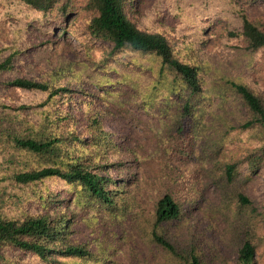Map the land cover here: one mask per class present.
I'll use <instances>...</instances> for the list:
<instances>
[{
	"label": "trees",
	"instance_id": "16d2710c",
	"mask_svg": "<svg viewBox=\"0 0 264 264\" xmlns=\"http://www.w3.org/2000/svg\"><path fill=\"white\" fill-rule=\"evenodd\" d=\"M254 1L190 0L191 12L181 0H0V264H121L120 253L128 264H255L258 243L264 256V205L236 175L264 159V86L234 72L264 53V15L244 10ZM210 2L225 18L213 48ZM72 14L110 48L95 57L87 45L88 60L52 52ZM108 84L132 89L117 104L156 119L141 120L147 143L117 119L104 130ZM208 184L233 211L223 246L189 217Z\"/></svg>",
	"mask_w": 264,
	"mask_h": 264
},
{
	"label": "rangeland",
	"instance_id": "374dc122",
	"mask_svg": "<svg viewBox=\"0 0 264 264\" xmlns=\"http://www.w3.org/2000/svg\"><path fill=\"white\" fill-rule=\"evenodd\" d=\"M173 0H169V2H172ZM190 0H181V3H179L180 10H185L187 8L188 11L193 12L191 9L193 8L194 4L193 2H189ZM206 6L214 7L211 9L210 14L207 15L205 21L208 22L207 29L205 30L208 33V38L206 39L205 45L213 48L217 47L219 45V34L222 33L223 28L225 26V18L223 16H215L214 12L215 6L211 2L208 3ZM245 12L250 16H258V15H264V0H256L254 2L245 3L244 6ZM196 11V10H195ZM199 12V11H198ZM208 11L206 12V14ZM195 15V14H192ZM74 15L72 14L69 18V22L67 25V30L62 34L61 31L56 30L57 38H56V47L52 52L59 51L61 48H64L65 50L69 51L72 55H75L80 60H88L87 58V50L86 46L89 45L90 49H94L93 53L95 54V57L99 55V53L107 51L110 46L105 42L101 40H95L91 39L86 35V32L84 31L83 24L80 20L74 19ZM174 20L177 22L180 20H183L179 16L177 18H174ZM211 20V21H210ZM186 29V28H185ZM184 29V30H185ZM0 37H4V30L0 26ZM231 60V58H230ZM51 61L54 62L55 59L51 57ZM245 61H242V64H244ZM126 68H135L134 65L127 61V63L124 65ZM138 69V68H135ZM235 70V71H234ZM234 72H241L244 76H250L255 81L260 83L262 86H264V53H261L260 55H255L253 57L252 61L246 65H243L242 69H236L234 67ZM146 73L147 71L144 70L143 73ZM103 73V71L101 72ZM106 74L110 76H115V71H109ZM92 86V85H91ZM108 89H111L112 91H115L117 96L111 97L110 104L112 112L115 114L111 116V119L105 120L103 122V128L105 131L110 132L112 135L115 134V130L117 128V125L114 124L112 119H117L116 122L121 123L122 125L127 128L131 134L136 136L138 140H140L143 143H147V134L149 133L145 128L141 125V120L145 119L147 117H151L152 121L155 123L156 119L152 116H150L146 111H143V109L138 108L133 103L126 100L122 102V106L117 104V101H120L122 99H126L129 94L132 92V89L125 85V84H119V85H111L108 84ZM78 130H80V126H78ZM239 143L235 142L229 147V151L231 153L230 156H237L239 160L241 159L240 155L242 154V148H239ZM237 150V152H234L233 150ZM154 162L147 161L144 165L147 167H153ZM236 175L238 180L242 183V186L244 187L245 193L249 195V197L257 203L258 206L264 205V159L262 162L259 163V166L256 169L249 168L245 162L240 161L239 164L236 167ZM202 193L205 196V200L203 204H200V208L193 209L190 212L189 217H192L190 221H193L195 219H199V223L197 226L196 231L201 232L202 229H206L209 227L212 234L215 232H219L221 234V238L219 239V243L222 244V246L225 244V240L228 238L227 235H222V231L224 228H229V223L232 222V218H230V214L233 211L224 209V208H218L217 206L220 205L219 198L220 194L215 188L213 184H208L207 186H204L202 189ZM210 203L214 208L220 209L223 211V214H219L217 212L214 213V215L208 216V213L212 210H209L206 208V204ZM201 206L204 207V211L201 209ZM193 216H192V215ZM225 214V216H224ZM226 218H228L226 220ZM189 219V218H188ZM187 219V221H188ZM256 232L259 234V236H262L264 239V222L259 221L255 227ZM81 232L78 236V241H87L90 239V235L87 231H85L84 227L80 228ZM227 234V233H226ZM207 244L210 243V240L206 242ZM218 243V241H217ZM218 243V244H219ZM93 247V246H91ZM232 247L234 245L231 243L228 247H226L227 252L231 253ZM260 249H261V243L257 244L255 257L257 258V261L255 264H264V256L260 257ZM116 259L120 261L121 264H128L125 257L123 255L117 254Z\"/></svg>",
	"mask_w": 264,
	"mask_h": 264
}]
</instances>
